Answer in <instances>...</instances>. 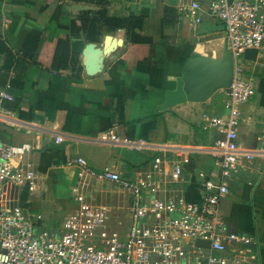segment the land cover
Masks as SVG:
<instances>
[{
	"label": "crops",
	"instance_id": "obj_1",
	"mask_svg": "<svg viewBox=\"0 0 264 264\" xmlns=\"http://www.w3.org/2000/svg\"><path fill=\"white\" fill-rule=\"evenodd\" d=\"M109 1V14L144 16L146 27L139 33L152 42L133 43L126 29H105L97 43L73 37L71 51L79 54L82 66L76 75L70 63L54 67L58 41L66 37L60 19L96 6L70 0H0V92L14 97L3 103L0 136L8 144H31L33 150L23 160L32 162L39 174L33 192L15 188L12 196L27 213L40 214L38 229L53 237L64 233V222L79 208L75 186L86 201L109 207V228L122 238L131 224L129 191L118 182L80 177L78 158L97 172L108 167L125 179H136L151 170L156 147L177 146L183 150L182 156L175 154L177 159L188 157L182 179L161 184L157 197L199 202L204 181H220V165L210 146L223 134L205 129L203 114L229 113L224 91L204 103L158 108L192 53L219 58L226 44L224 23L206 11L199 24L182 14L167 27L165 9L198 1L205 10L211 0ZM30 42H37L34 50ZM245 69L255 93L241 105V167L226 179L229 192L221 199L220 215L227 233L253 237L247 264H264V49L256 61L246 60ZM13 78L16 84L11 86ZM110 130L129 143L111 140Z\"/></svg>",
	"mask_w": 264,
	"mask_h": 264
},
{
	"label": "built area",
	"instance_id": "obj_2",
	"mask_svg": "<svg viewBox=\"0 0 264 264\" xmlns=\"http://www.w3.org/2000/svg\"><path fill=\"white\" fill-rule=\"evenodd\" d=\"M263 9L264 0H234L231 4L227 0H211L205 10L198 1L179 7L185 17L197 24L205 11L222 21L227 48L235 62L232 84L223 90L229 113L203 114L204 128L215 129L223 137L210 146L220 165V181L205 180L199 202L183 196L165 199L156 196L161 184L181 181L183 164L188 162V157H176L183 155L182 147H156L151 170L136 179H125L108 167L97 172L83 158H78L80 177L111 180L129 191L131 224L122 238L109 228V207L86 201L75 186L73 194L79 208L64 222V233L53 237L48 231L38 229L42 216L27 213L12 196L15 188L30 192L36 188L39 174L32 162L23 160L33 150L32 145L8 144L0 136V264H247L253 237L225 231L220 202L229 192L226 179L241 167L237 141L241 105L255 93L246 74L243 53L248 48L264 49ZM13 99L12 94L1 91L0 112L5 109V100ZM108 134L115 142L129 143L113 130Z\"/></svg>",
	"mask_w": 264,
	"mask_h": 264
},
{
	"label": "trees",
	"instance_id": "obj_3",
	"mask_svg": "<svg viewBox=\"0 0 264 264\" xmlns=\"http://www.w3.org/2000/svg\"><path fill=\"white\" fill-rule=\"evenodd\" d=\"M74 2H82L92 4L97 9H88L80 11L73 17L66 15L61 17L59 25L61 29L66 31V37L58 41V45L54 57V67L67 66L69 63L76 75H80L82 66L79 60V54L71 51V39L81 36L87 42L97 43L101 41L105 29L109 32L118 29H126L129 39L133 43H151L152 40L139 33L146 27V18L141 15L130 14L129 16L109 14V0H70ZM182 12L179 8L168 6L165 9L164 22L167 27L180 20ZM34 50L37 42H30ZM2 75V74H1ZM6 82L8 75L3 76ZM1 82V80H0ZM4 82V83H5ZM11 86L16 84L15 78L10 83Z\"/></svg>",
	"mask_w": 264,
	"mask_h": 264
},
{
	"label": "water",
	"instance_id": "obj_4",
	"mask_svg": "<svg viewBox=\"0 0 264 264\" xmlns=\"http://www.w3.org/2000/svg\"><path fill=\"white\" fill-rule=\"evenodd\" d=\"M231 4L234 0H227ZM108 41L111 36H106ZM108 43V42H107ZM259 50L248 48L243 58L256 61ZM235 62L225 44L221 57L192 53L187 60L184 72L176 78V86L165 92V101L160 110L172 108L184 102L204 103L218 91L228 89L233 81Z\"/></svg>",
	"mask_w": 264,
	"mask_h": 264
}]
</instances>
